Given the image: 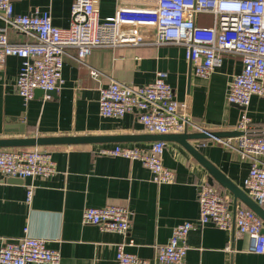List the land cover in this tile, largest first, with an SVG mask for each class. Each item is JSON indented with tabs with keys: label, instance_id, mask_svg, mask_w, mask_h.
<instances>
[{
	"label": "crops",
	"instance_id": "crops-1",
	"mask_svg": "<svg viewBox=\"0 0 264 264\" xmlns=\"http://www.w3.org/2000/svg\"><path fill=\"white\" fill-rule=\"evenodd\" d=\"M74 0H14L15 12L29 14L37 8L51 14L53 24L68 28ZM155 0H97L101 19L115 14L119 5L150 6ZM198 24L213 25V17L203 14ZM6 25L0 17V27ZM12 42L35 40L15 27H8ZM65 56L62 83L51 99L35 95L25 101L17 92L16 81L22 59L10 56L0 69V139L56 136H128L151 134L138 121L137 114L123 118L103 117L99 112V89L112 81L143 86L154 81L158 71L168 73L167 81L175 91L180 111L189 120L208 131H240L238 125L246 110L253 130L264 133V96L254 95L244 109L227 100L232 78L243 69L240 54L224 55L221 66L209 77H199L180 45L130 44L117 48H96L85 63ZM100 76L95 78L91 70ZM20 130H25L21 132ZM189 132L197 131L192 125ZM154 141H109L88 144L39 146L52 153L57 172L50 177L8 180L0 174V247L5 239L30 234L48 240V246L61 253V264H118L117 244L124 238L116 232L102 231L82 222L85 207L122 205L133 216L130 237L135 245L129 252L154 260L158 247L168 243L173 229L199 217L198 186L208 181V173L179 143L167 141L164 164L175 171L173 183L158 184L139 161L102 154L103 148L116 145L147 147ZM193 145L244 190L251 163L236 150L214 138L193 140ZM29 147H6L25 149ZM33 195L27 200V186ZM216 186L230 197L232 208L247 207L235 203L234 195L218 182ZM189 250L183 264H264V255L248 250L250 241L236 227L222 230L209 223L193 229L187 238Z\"/></svg>",
	"mask_w": 264,
	"mask_h": 264
},
{
	"label": "built area",
	"instance_id": "built-area-1",
	"mask_svg": "<svg viewBox=\"0 0 264 264\" xmlns=\"http://www.w3.org/2000/svg\"><path fill=\"white\" fill-rule=\"evenodd\" d=\"M203 14L213 17V25L198 24V17ZM0 17L6 23L0 27V69L10 56L22 59L16 87L25 101L33 99L37 89L44 91L45 99L52 98L49 92L60 87L65 56L71 49L76 50L73 58L85 63L96 48L143 43L182 46L195 74L206 78L222 65L225 54H240L243 69L229 83L228 102L246 109L254 95L264 96V0H155L153 5L143 7L119 5L115 14L105 19L100 18L97 0H74L71 24L66 29L54 25L48 11L37 8L32 13L20 14L15 12L14 0H0ZM8 27L32 35L35 40L12 42ZM91 74L95 78L100 76L96 69ZM167 76L166 71H158L154 81L147 85L129 86L112 81L101 86L100 115L123 118L135 113L144 128L156 134L182 133L189 125L200 129L180 111ZM252 121L245 110L238 125L243 135L213 138L250 160L244 190L264 207V133L253 130ZM165 148L166 142L157 140L147 147L116 145L100 152L139 161L155 183H173L176 173L164 164ZM56 172V162L46 149L0 148V174L5 177H50ZM33 189V185L27 186L28 201ZM198 202V220L176 225L168 243L158 247L154 260L127 250L135 245L130 237L133 212L128 207L87 206L82 222L123 236L116 246L118 264H183L189 250V233L209 223L222 230L236 227L249 238L248 250L264 255V221L255 211L248 207L234 210L230 197L206 181L198 186ZM0 264H61V253L50 248L47 239L31 235L26 228L23 236L3 241Z\"/></svg>",
	"mask_w": 264,
	"mask_h": 264
},
{
	"label": "water",
	"instance_id": "water-1",
	"mask_svg": "<svg viewBox=\"0 0 264 264\" xmlns=\"http://www.w3.org/2000/svg\"><path fill=\"white\" fill-rule=\"evenodd\" d=\"M191 65L192 62L190 61ZM57 92L53 90L49 92L52 96ZM36 95H44L42 89L36 90ZM237 105V104H235ZM239 106V105H238ZM241 107V106H240ZM24 132L25 130H20ZM208 132V133H207ZM243 135L242 131H207L201 127L197 131L189 132L186 129L182 133L156 134L147 135H128V136H56V137H22L12 139H0V148L6 147H29V146H47L54 144H88V143H104L109 141H139L145 139L167 140L179 143L199 164H201L208 173V183L214 185L218 182L222 187L229 190L237 200L242 201L248 208L255 211L264 221V207L259 205L245 190L235 184L225 173L215 166L209 159L192 144L191 141L204 140L209 138H229ZM8 180L24 181L20 177H7ZM236 209V204L233 206ZM264 233V228L263 231Z\"/></svg>",
	"mask_w": 264,
	"mask_h": 264
}]
</instances>
